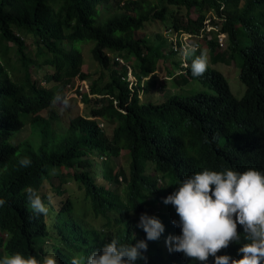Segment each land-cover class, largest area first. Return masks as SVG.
Wrapping results in <instances>:
<instances>
[{
  "label": "trees",
  "instance_id": "trees-1",
  "mask_svg": "<svg viewBox=\"0 0 264 264\" xmlns=\"http://www.w3.org/2000/svg\"><path fill=\"white\" fill-rule=\"evenodd\" d=\"M168 18L172 30L208 50L201 77L191 76V60L183 64L177 46L159 33L154 39L143 33L148 23ZM89 41L96 77L82 71L78 43ZM161 60L178 70L164 71L175 88L198 82L206 89L151 100L144 79ZM218 62L238 70L245 86L240 98L211 67ZM44 66L52 69L42 75L49 87L34 77ZM86 80L88 91L76 93L92 103L90 116L78 115L57 132L41 112L55 94ZM101 121L114 124L110 135ZM27 125L31 138H17ZM25 157L29 167L19 164ZM204 168L264 171V0H0V198L7 202L0 207V256L41 258L55 251L58 264L73 257L84 264L113 236L122 244L145 239L136 224L148 213L165 232L148 241L147 264H192L167 250L165 238L180 229L163 199ZM68 181L82 192V208L65 195ZM45 185L62 199L49 202ZM28 187L41 195L48 215L27 207ZM239 246L230 243L218 255L236 257Z\"/></svg>",
  "mask_w": 264,
  "mask_h": 264
},
{
  "label": "clouds",
  "instance_id": "clouds-1",
  "mask_svg": "<svg viewBox=\"0 0 264 264\" xmlns=\"http://www.w3.org/2000/svg\"><path fill=\"white\" fill-rule=\"evenodd\" d=\"M182 55L185 59L191 58L188 67L193 78L207 71V53L197 44L185 45ZM70 103V93H57L52 99V104L62 109H68ZM31 163L27 157L19 160L21 167H29ZM25 192L31 212L48 215L49 207L37 190L28 187ZM47 198L51 202L52 195ZM6 203L0 198V207ZM163 203L172 205L179 217L172 223L180 233L165 238L169 252L183 253L192 264H209L210 257V264H264V171L204 168L182 179ZM238 225L242 231H238ZM136 227L146 234L145 239L122 244L113 236L98 250H93L84 264H137V261L147 264L148 241L158 240L165 232V225L157 216L141 213ZM230 243L240 245L237 256L218 255ZM0 264H58V260L55 251L41 258L14 252L0 256ZM70 264H81V260L73 257Z\"/></svg>",
  "mask_w": 264,
  "mask_h": 264
},
{
  "label": "rangeland",
  "instance_id": "rangeland-1",
  "mask_svg": "<svg viewBox=\"0 0 264 264\" xmlns=\"http://www.w3.org/2000/svg\"><path fill=\"white\" fill-rule=\"evenodd\" d=\"M194 15V14H193ZM170 25V20L168 18V20L166 22H161V21H154L151 23H148L146 25V28L144 30L143 33H145L148 37H150L151 39H154V37H156V34H161L164 38L167 39L168 44L172 43L173 49L175 46L178 47V52L181 56L182 59V63L184 62V57L182 55V50L185 47V45L187 44H192L195 43L192 38L187 35L186 33H177L176 31L172 30V27ZM169 29H171V31H169ZM222 36V35H220ZM197 38H195L196 40ZM29 42V41H27ZM224 46L220 47V50L223 51L225 48V43L223 42ZM79 47L81 48V55H82V71L88 73L89 75H93V77H96L100 71L99 67L96 65V63L94 62L93 58H92V54H91V48L94 45V42H87L86 44L83 43H78ZM203 45V44H202ZM200 46V42L199 45ZM200 49L204 50L207 55H208V50L203 47H199ZM35 50V46L34 44L31 45V53ZM177 57H179L177 55ZM188 60H191V58H189ZM120 63H122L121 60H119ZM184 64V63H183ZM158 69L155 73V75H149L147 78L144 79L145 84L148 85V94L150 95V99L153 101H158L160 99H164L167 98L170 95L173 94H179V93H184V94H189L191 92H195L198 90H204L206 89L203 85L201 86V84L197 83H191V84H187L186 86H180L178 88H175L172 85V78H165L164 76V71L165 68H170V70L172 71L173 74H176L178 72V70H173L170 66L169 61H159V65H158ZM112 67V65H111ZM211 67L221 71L224 76L226 77L231 92L234 94L235 97L240 98L245 91V86L244 84H242V82L239 79V74H238V70L233 66L232 62H229V64L227 62L222 63V62H218L214 65H212ZM50 72L52 71V69L50 68H46L45 66L42 67L36 74H34V77H36L39 81L41 85H44L46 87H49L52 85L51 82H46L45 80H43L42 75L44 72ZM129 71L131 72L129 74V79L131 81H135V77L132 74L131 69H129ZM88 87H89V81H76L74 83V86H70L69 88V92L70 93V107L68 109H62L61 106L59 105H52L50 108L44 110L41 112V115L44 117H48L52 123V126L54 128V130H56L57 132H65L69 121L73 118H75L78 115H82V116H90L91 113V106L92 103H87L83 100V98L81 97V95H79L78 93H76V91L80 90L81 92H87L88 91ZM101 127L105 130V132L110 135L112 132V129L114 127V124H109L106 123L104 121L100 122ZM31 133H30V127L27 125L25 126L21 131L18 132L17 134V138H22V139H27V138H31ZM124 160H118V158L116 159V164L118 163H123ZM123 165H126V162L123 163ZM58 180H54V182L56 183ZM46 187V188H45ZM45 187L43 188L44 191H46L49 194L52 195V202L55 204L56 202L60 201L62 198L58 195H55L54 192H52L51 190H49L47 187L48 185H45ZM63 188L67 191V194H65L66 196H69L71 199H73L76 202V207L78 208H82L83 204L80 202L81 198H82V192L79 190V188L77 187V184L72 182V181H68L63 185ZM53 216H50L49 221L51 223ZM92 223H94V225L99 226L101 225V220H92Z\"/></svg>",
  "mask_w": 264,
  "mask_h": 264
},
{
  "label": "built area",
  "instance_id": "built-area-1",
  "mask_svg": "<svg viewBox=\"0 0 264 264\" xmlns=\"http://www.w3.org/2000/svg\"><path fill=\"white\" fill-rule=\"evenodd\" d=\"M215 29H217L216 26H215ZM169 31H171V29H169ZM223 42H224L223 36H218V43L220 46H224ZM174 48L176 49V47H174Z\"/></svg>",
  "mask_w": 264,
  "mask_h": 264
}]
</instances>
